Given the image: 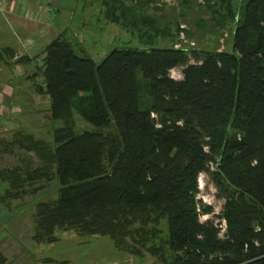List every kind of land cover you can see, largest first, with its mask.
Segmentation results:
<instances>
[{"label": "trees", "instance_id": "obj_1", "mask_svg": "<svg viewBox=\"0 0 264 264\" xmlns=\"http://www.w3.org/2000/svg\"><path fill=\"white\" fill-rule=\"evenodd\" d=\"M152 1L100 5L148 43L169 35L144 13ZM232 1H203L215 25L234 22L227 49L118 46L95 62L60 36L46 43L33 89L60 126L49 145L25 133L5 141L3 151L40 162L0 168L7 208L56 182L55 198L34 204L33 242L71 230L153 264H264V0H242L239 15ZM73 113L91 127L77 128ZM200 172L224 199L221 235L198 219L211 212L197 203Z\"/></svg>", "mask_w": 264, "mask_h": 264}, {"label": "rangeland", "instance_id": "obj_2", "mask_svg": "<svg viewBox=\"0 0 264 264\" xmlns=\"http://www.w3.org/2000/svg\"><path fill=\"white\" fill-rule=\"evenodd\" d=\"M43 1H47L52 6L50 13L52 25L48 30L49 34L44 38H39L40 43L47 37L51 38L55 32L56 36L59 34L61 38L71 42L78 54L87 55L95 62H99L110 49L118 46H129L137 49L167 46L227 49L230 44V30L231 27H234V22L226 27L215 25L210 12L203 5L204 0H153L144 9V13L153 14L157 19L158 26L166 28L169 35H159L154 37L151 42L145 43L137 39L135 32H130L117 23L106 21L102 15L103 9L100 0ZM214 1L211 0V2ZM232 2L236 7V14L239 15L242 0H233ZM176 27H179L180 31L176 32ZM29 36L34 38V35ZM30 60L32 64L25 65L27 71L22 74L20 73L21 70L18 72L27 80L25 81L18 75L16 69L12 70L9 87L17 89L22 86L18 83H28L27 91H32L35 105L31 106L29 100L28 105L25 106L21 101L11 100V103L7 104L8 106H5L4 110H0V168H9L22 163L21 161L27 162L29 166H35L40 162L33 152H22L15 147L12 152L3 151L5 141L25 133L49 145L53 128L60 126V121L50 120L48 116L46 96L35 92L33 89V84L41 81V77L37 74V66L40 64L41 57ZM192 62L190 59L187 63ZM183 67L184 65L170 69L169 76L180 79ZM28 70H34L33 74L29 73ZM29 75L31 77H28ZM73 117L77 128L91 127L82 121L76 113H73ZM8 118L9 122H6ZM5 188L6 183L0 180V195L3 194ZM197 188L196 198L199 200L197 203L209 205L211 208L210 213L199 215V221L205 219L212 221L213 224L220 227L219 235H221L224 222L219 218V213L224 199L217 195L215 187L205 172L198 174ZM55 195L56 182L52 180L34 195L9 202L8 208L0 202V255L2 256V264H40L43 262L36 260L31 248L33 243L30 238L31 214L36 202L52 200ZM160 227L163 229L164 225L161 224ZM72 234L71 230H60L55 233L56 236L59 235L60 237L56 244L51 248L47 247L48 250L42 249L43 253L55 260L46 264H93V257L101 258L103 254H108L107 250L105 253V250H96L93 247V242L86 241L81 245H74ZM67 236L71 239L64 238ZM81 238L90 239V241L92 239L93 241L94 239H105L110 242L107 236L97 234L94 236L82 235ZM135 258L139 264L156 262L147 253H144L141 259Z\"/></svg>", "mask_w": 264, "mask_h": 264}, {"label": "crops", "instance_id": "obj_3", "mask_svg": "<svg viewBox=\"0 0 264 264\" xmlns=\"http://www.w3.org/2000/svg\"><path fill=\"white\" fill-rule=\"evenodd\" d=\"M51 12L52 6L43 0H0V110H4L5 106L11 103V100L21 101L23 106L28 105L29 100L31 106L35 105L32 98V91H27L28 83H18L22 86H19L17 89H12L9 87V82L12 76V70L16 69L15 71L17 73L21 70V74L25 73L27 71L25 65L28 63L32 64L30 59L41 57L46 43L56 37L54 32L53 34L51 33L54 35H51V38L47 37L41 43L39 41V38H44L49 34L48 30L52 25L50 19ZM29 35H34V38H31ZM28 71L32 73L34 70ZM20 73L18 75L24 78ZM28 77H31V75ZM24 79L25 81L27 80L26 78ZM8 120L9 118L6 122H9ZM72 233L74 236L72 238L74 245H81L87 241L93 242V247L98 251L100 249L102 251L105 250V253L107 250L108 254H103L101 258L97 256L93 257V264H139L135 256L116 250L105 239H94V241L92 239L90 241V239L85 240L81 236L74 234L73 231ZM56 237L57 240L55 242L32 243L31 248L34 251L36 260L43 261L40 264L55 261L50 256H47L46 253H43L42 249H47V247L51 248L56 244L60 238L59 235ZM64 238L71 239L69 236Z\"/></svg>", "mask_w": 264, "mask_h": 264}]
</instances>
